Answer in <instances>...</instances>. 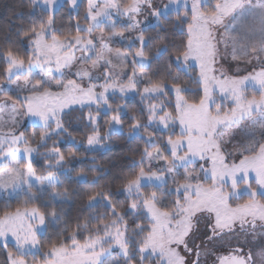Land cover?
<instances>
[{
	"label": "snow or ice",
	"instance_id": "1",
	"mask_svg": "<svg viewBox=\"0 0 264 264\" xmlns=\"http://www.w3.org/2000/svg\"><path fill=\"white\" fill-rule=\"evenodd\" d=\"M55 8L31 0L26 23L0 29V198L22 201L0 215V264H264V0H86L67 32ZM166 24L186 39L169 42ZM129 93L139 108L110 102ZM125 130L143 142L127 171L102 183L93 160L102 175L72 176L81 146ZM65 180L90 188L59 228Z\"/></svg>",
	"mask_w": 264,
	"mask_h": 264
},
{
	"label": "trees",
	"instance_id": "2",
	"mask_svg": "<svg viewBox=\"0 0 264 264\" xmlns=\"http://www.w3.org/2000/svg\"><path fill=\"white\" fill-rule=\"evenodd\" d=\"M22 5V7H21ZM31 6V0H0V29L8 28L9 26L15 27L21 23L27 22V12ZM86 8V0H82L80 3V7L77 10L70 8L67 1L62 3L54 13L55 18V28L60 31L67 32L70 27H73L77 18L80 19L81 24H85L83 20L84 11ZM14 12H23L24 15L19 19H16L13 15ZM174 16V14H173ZM150 23H154V20L151 19ZM166 28L168 29V41L174 44L179 45L180 42L186 37L181 33L180 30H173L171 24H166ZM156 65H153L152 70H155ZM148 71V69H145ZM193 89H195V85H190ZM114 103H127L130 108H139L141 106V101L139 96L135 95V93L128 94L125 101H120L119 99H115L114 101H110ZM87 109H85V112ZM80 115L79 112L72 113L73 122L69 127V131L72 132L73 136L76 137L78 141H86V136L89 134V129L84 127L83 123L75 120V117ZM108 119V116L101 114L100 124L102 126V130L106 131L105 121ZM27 130L29 133L33 131V127L31 123L27 124ZM65 150L71 147V142L65 140ZM143 147V142L139 139L130 140L127 135V130L123 135H113L110 141L105 142L104 146H97L95 150H86L85 147L81 146L78 156L83 159V163L81 164L79 161L73 162L74 171L72 172V176L75 177L76 172L80 171L83 168L84 172L87 174L88 181L90 182L94 175H102L100 171H92L93 160L95 162V166L99 169L110 170L109 174H104V180L101 182H105L111 178V174L118 172L121 168H124L126 171L128 166L131 164L130 158H135L139 160V155L134 153L138 148ZM86 158V159H84ZM39 159V158H38ZM4 166H7L6 164ZM34 167L37 169L38 174H45V170L40 164H34ZM67 188L69 192V201L70 203L65 204H55L52 205L57 212L63 210L67 212L68 217H63L59 222L58 227L62 228L64 226V219H70L71 221H75L77 216L82 214L81 209L85 203L79 196L74 195V190L83 192L90 188V183H83L82 185L76 184L74 181L65 180L64 187L60 190L64 191ZM150 190V189H149ZM121 200L124 198L121 196ZM20 202H13L11 205H7L4 200H0V215L3 214L6 210H15L16 207L20 206ZM10 206V207H9ZM52 208L42 209L44 211H51ZM85 215L87 213H84ZM56 229L52 226L51 223L48 224L47 231L43 234L42 238L46 240L49 236L53 235ZM9 247L11 248V243H9ZM4 252L0 249V260H3Z\"/></svg>",
	"mask_w": 264,
	"mask_h": 264
},
{
	"label": "rangeland",
	"instance_id": "3",
	"mask_svg": "<svg viewBox=\"0 0 264 264\" xmlns=\"http://www.w3.org/2000/svg\"><path fill=\"white\" fill-rule=\"evenodd\" d=\"M65 1H67V0H56V8H55V10L62 4V3H64ZM82 1V0H81ZM155 2L157 3V4H160V3H167L168 2V0H155ZM145 15H147V13H145ZM151 17H149L148 18V22L150 23V21H151ZM82 26H84V24H81ZM127 35V34H126ZM118 45H113V47H117ZM131 59V58H130ZM231 71H235V69L233 68V69H231ZM241 74H244L243 72L241 73ZM129 94H131V93H129ZM28 123H31V121H28L27 122V124ZM0 200H4V202L7 204V205H11V204H13V202H15V200H11V201H9V200H6V199H4V198H0ZM20 206H22V201H20ZM55 205V204H54ZM203 230V229H202ZM200 241L198 240L197 241V243H199ZM11 243V242H10ZM233 243H235V241H233ZM221 244L220 243H217V242H209V243H207V248L209 249V250H215L216 252L221 248ZM210 258H211V255H209V256H207V257H205L203 254H202V256H201V261H202V264H209V261H210ZM110 259H113V260H115V259H118V256H117V253L116 252H113V256L110 258Z\"/></svg>",
	"mask_w": 264,
	"mask_h": 264
},
{
	"label": "flooded vegetation",
	"instance_id": "4",
	"mask_svg": "<svg viewBox=\"0 0 264 264\" xmlns=\"http://www.w3.org/2000/svg\"><path fill=\"white\" fill-rule=\"evenodd\" d=\"M226 247L225 246H221V248L217 251V253L218 254H224L225 252H226ZM255 250H258V249H254V251ZM214 256H211V258H210V261H209V264H213V262H214Z\"/></svg>",
	"mask_w": 264,
	"mask_h": 264
}]
</instances>
